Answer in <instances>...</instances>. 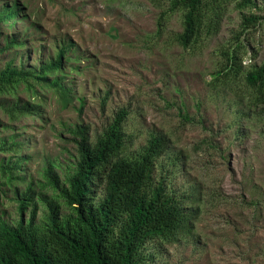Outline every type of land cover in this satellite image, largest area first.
I'll list each match as a JSON object with an SVG mask.
<instances>
[{
    "label": "rangeland",
    "instance_id": "rangeland-1",
    "mask_svg": "<svg viewBox=\"0 0 264 264\" xmlns=\"http://www.w3.org/2000/svg\"><path fill=\"white\" fill-rule=\"evenodd\" d=\"M172 1L0 0V11L20 8L17 22L0 29V50L8 39L24 42L0 51V72L11 61L39 69L74 45L76 68L66 63L64 83L80 99L65 107L55 89L24 84L0 95V221L20 220L16 194L29 187L42 217L40 198L53 195L45 170L59 166L63 181L76 161L71 131L84 126L95 142L125 108V155L151 135L165 136L170 150L157 179L168 177L179 194L195 189L201 199L192 235L159 248L152 264H264V105L255 104L247 82L252 67L264 64V0L245 10L225 6L213 34L205 30L187 49L177 39L184 15L170 13ZM252 16L258 24L244 29ZM239 44V72L229 71L228 54ZM16 101L37 111L13 117Z\"/></svg>",
    "mask_w": 264,
    "mask_h": 264
},
{
    "label": "trees",
    "instance_id": "trees-1",
    "mask_svg": "<svg viewBox=\"0 0 264 264\" xmlns=\"http://www.w3.org/2000/svg\"><path fill=\"white\" fill-rule=\"evenodd\" d=\"M235 2L240 10L256 5L253 0H173L170 13L182 11L184 15L178 43L187 49L205 30L213 34L223 8ZM19 17L17 4L6 6L0 11V29L15 24ZM258 21L256 16L244 17V29L256 26ZM23 46L20 39H8L0 51ZM241 47L237 45L228 54L229 71L235 67L239 72ZM75 52L74 45H64L55 60L39 69L9 62L0 72V95H10L23 84L31 91L39 85L55 89L63 105L69 106L77 96L64 83L65 65L69 63L75 70L70 64L75 59L70 54ZM52 76L55 78L51 80ZM247 82L257 92L255 104L264 105V64L252 67ZM36 108L16 101L9 111L18 117L34 115ZM128 116V109L117 112L95 142L84 126L71 131L77 147L76 161L63 181L55 170L59 166L50 163L45 170V185L53 195L40 198L47 207L42 217H38L39 201L32 187L16 194L21 217L17 223L0 221V264H152L159 248L192 235L200 216V208H195L201 202L197 191L179 194L168 177L157 179L158 162L170 150L165 136L151 135L137 153L125 155ZM5 150L6 145L0 144V152ZM9 170L13 174L11 167ZM31 206L30 218L25 220L23 215Z\"/></svg>",
    "mask_w": 264,
    "mask_h": 264
}]
</instances>
